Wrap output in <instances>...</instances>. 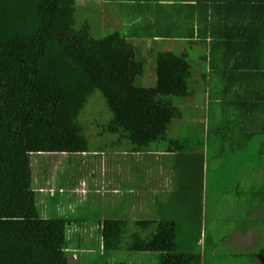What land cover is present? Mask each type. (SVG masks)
<instances>
[{
  "label": "trees",
  "instance_id": "trees-1",
  "mask_svg": "<svg viewBox=\"0 0 264 264\" xmlns=\"http://www.w3.org/2000/svg\"><path fill=\"white\" fill-rule=\"evenodd\" d=\"M256 5L263 6L262 0ZM76 9V0H0V264H69L75 255L77 264H93V257L102 258L100 264H132L114 260L119 250L153 252L158 264H201L200 233L189 227L200 219L190 198L181 202L177 191L161 196L157 205L148 204L158 218L153 220L142 219L147 213L137 208L136 194L128 203L118 192L110 197L105 218L96 223L72 209L54 217L40 215L41 198L45 211L48 198H55L59 207L63 199L47 183L38 186L46 188L40 196L32 156L87 152L84 128L90 122L121 135L132 145L131 153L161 152L166 158L176 153L170 168L182 180L187 170L178 167V161L185 151L202 148V137L168 135L183 111L166 98L191 93L186 54L156 52L154 83L141 86L137 82L146 58L137 57L128 35L112 30L94 37L87 20L76 25ZM220 66L232 79L234 65H211ZM95 90L111 112L106 123L96 117L82 121ZM211 131L209 124L205 138ZM83 182L66 198L82 194L81 190L85 194ZM130 213L135 214L139 231L129 232ZM154 224L155 230L149 228ZM147 229L150 233L142 235Z\"/></svg>",
  "mask_w": 264,
  "mask_h": 264
},
{
  "label": "crops",
  "instance_id": "crops-1",
  "mask_svg": "<svg viewBox=\"0 0 264 264\" xmlns=\"http://www.w3.org/2000/svg\"><path fill=\"white\" fill-rule=\"evenodd\" d=\"M256 3L258 0H96L88 4L101 6L99 11L107 23L116 19L109 21L108 16L117 7L122 17L114 22H120L123 28L117 25L118 29L114 30L127 34L136 53L146 60L147 55L153 57L158 51L183 52L188 64H192L188 82H200L198 89L202 92L206 114L202 118H208L206 127L210 124L213 133L205 138L206 127L201 133L202 175L204 167L208 169L209 163L214 165L218 160L223 163L226 150L233 149L236 185L246 186L243 191L250 201L247 214L252 222L249 226L241 223L238 235L226 236L229 237L227 246L244 249L243 254L239 250L235 255L238 264H264V0L263 6ZM88 5L80 7V12ZM211 65H234L232 79L219 67L223 81L217 92L209 85L217 69ZM195 67L199 68V73ZM196 74L199 78H195ZM193 93L191 90L190 95ZM214 100L219 106L216 116H221L217 120H212L214 115L210 107ZM229 107H232V113ZM209 150L213 153L210 158ZM159 154L161 152L156 155ZM184 154L187 163V152ZM172 162L175 157L162 158L154 176L155 183L148 191L144 185L135 187L139 211L154 212L148 204L160 203L161 186L166 177L172 178ZM240 169L242 180L237 178ZM115 174L117 176L113 175L109 184L112 193L121 191L125 183V177ZM247 178L249 184L244 182ZM113 202L117 199H112ZM153 219L158 218L153 215ZM242 221L246 222V219L241 218ZM205 245L206 242L201 264H206L205 261L216 253L214 246L206 251Z\"/></svg>",
  "mask_w": 264,
  "mask_h": 264
},
{
  "label": "rangeland",
  "instance_id": "rangeland-1",
  "mask_svg": "<svg viewBox=\"0 0 264 264\" xmlns=\"http://www.w3.org/2000/svg\"><path fill=\"white\" fill-rule=\"evenodd\" d=\"M93 1L96 2V0H77V9L75 13L76 25H80L84 20H87L91 24L90 33L94 37H100L107 32L118 29L117 25L123 28L120 22H114L122 17V12H119L117 7L111 12L110 16H108L109 21L114 17L116 19L113 22L107 23V19H105L103 13L99 11V7L101 6L88 5ZM86 5L88 6L80 12L79 8ZM127 28H132V26H128ZM147 56H149V58H147L142 76L137 82L139 85L146 87L152 86L155 79L153 57L150 55ZM137 57L140 58V55L138 54ZM195 69L197 73H199V68L195 67ZM220 73L221 69L217 67L215 77H213L212 80L213 82L209 83L214 92H217V89L223 81ZM194 76L195 78H199L198 74ZM199 86V81L194 82V84L189 82L190 89L194 91L193 94L186 97L170 96L166 98V100L168 99L172 104L180 107L183 111V117L180 120L174 121L175 123L173 122L175 125L169 130V136L182 137L194 134L195 138H201V133L203 128L206 127L208 118H202L205 114V105L203 106L202 104L203 97L201 96L202 92L198 89ZM89 98L91 99L85 106V111L87 112L83 113L82 121H89L91 117H96L100 119L101 122L106 123L111 117V112L107 108L100 92L95 90ZM182 106L186 107L183 109ZM210 107L214 115L212 120L221 118V116H216L219 106L215 100L210 103ZM229 112L232 113V107H229ZM203 121H205V123H203ZM84 135L88 142L87 152L47 153L48 155L41 154L32 156L34 185L38 187L42 183H47L51 190L55 187L58 192L57 196H61L63 199L62 205L59 207V204H54L55 198H48L46 200L47 210L45 211V203L41 198L39 201L43 211H40L41 217L58 216L65 213L66 210L70 212L72 209L75 210L76 215H87L92 223H96L97 220L105 218V211L110 205V197L113 196V193L110 192L109 184L112 180V176H117L115 172L119 173V176L125 177L124 186L116 195L125 196L128 203L134 202L133 197H135L136 194L135 187L144 185L145 189L148 191V188L155 183L154 176L157 174L156 169L158 163H161L162 158L166 157L165 155L159 154L153 156L152 153L146 154V152L131 153L129 151L132 145L128 141L122 139L121 135L103 131L102 127H95L91 122L88 127L85 126ZM159 146L164 148L165 144L161 143ZM186 152L187 163H185V154H183L184 157L179 160L181 161V165L178 166L187 170L183 180L181 175L178 174V171L171 172V180L169 179L170 177H166V182L161 186V195L168 196L171 194V190H173V192L177 191L181 202L190 198L192 203H194L197 217L199 216L198 218L200 220H196V223L190 224L189 227L199 230V249L203 251L204 242H206V251L210 248L212 249V246L216 248L214 251L216 252L215 256L205 261L206 264H238V256L235 255H237L239 250L240 253L243 254L244 249H239L236 246H227V244H229L227 239L240 233L239 225L241 223L242 226H245L246 223L249 226V223L252 221H250V214H247L250 201L246 196V192L243 191L246 186L240 185L237 187L236 185L235 156L233 149L226 150V157L223 163H220L221 161L218 160L219 162L214 165L209 163L208 169L204 167L203 175L200 150L189 149ZM192 154H194L193 157ZM208 155L209 158L213 156L211 150H209ZM204 157H206L205 152L203 154V159H205ZM153 159H155V161H153ZM188 164L191 167H188ZM239 164L240 167L243 168V164L241 162H239ZM118 168L119 170H117ZM173 178H175V180L172 181ZM237 178L242 180L241 169L240 172L237 173ZM82 181L86 184V193L84 191L85 194H83L81 190L80 192L82 194L77 193V196L74 198L71 197V199H67L66 196L70 193V189L73 188V186L76 187L81 184ZM245 181L249 184L250 179L247 178L244 182ZM60 186L64 187L65 191H61L60 193V191H58ZM236 188L238 195H236ZM38 189L41 193L40 196L44 195L46 188L43 189L38 187ZM51 190L47 189V191ZM69 204L72 205V207H70ZM165 205L166 204L163 206ZM67 207L70 209H66ZM178 210L177 207V209H175V216L178 214ZM126 218L129 232L139 231L141 229L140 227L137 228L134 224L136 218L135 214L130 213ZM241 218L243 220L246 219V222H240ZM142 219L153 220V215L148 211L147 214L142 216ZM154 226L155 224L149 226V228L155 230ZM177 227L181 226L178 225ZM141 232L142 235L147 236L150 233V229ZM227 235H229V237H226ZM95 252L97 253V251ZM156 256L157 255L153 252L141 253L127 252L125 250H119L113 254L114 260H123L132 264H158ZM69 258V264H77L76 255L73 257L70 256ZM94 260H96V262H94ZM103 261L104 260L99 257H93L91 259V262H94L93 264H100Z\"/></svg>",
  "mask_w": 264,
  "mask_h": 264
}]
</instances>
